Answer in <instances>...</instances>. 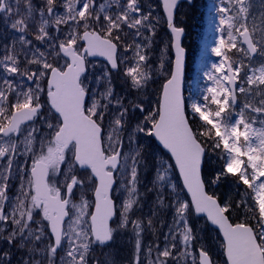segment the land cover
<instances>
[{
	"label": "snow or ice",
	"instance_id": "snow-or-ice-1",
	"mask_svg": "<svg viewBox=\"0 0 264 264\" xmlns=\"http://www.w3.org/2000/svg\"><path fill=\"white\" fill-rule=\"evenodd\" d=\"M177 4L162 0L175 59L166 42L153 66L161 18L141 0H0V18L14 33L0 49V241L9 245L0 264H11L13 247L25 253L20 264H101L91 253L122 231L134 240L129 264H217L193 226L201 214L222 235L223 264H264V63L246 66L230 55L264 56V0H226L218 9L226 36L211 51L219 63L188 104ZM90 56L106 60L99 75ZM154 76L165 77L158 105L133 123L145 107L129 96ZM141 134L170 153L183 188L168 160H149L154 154ZM208 152L218 153V169L206 167ZM150 165L153 178L142 193ZM229 179L239 200L209 194ZM147 193L154 200L145 212ZM241 211L245 218L232 223ZM146 233L153 238L147 245ZM103 264L113 260L105 254Z\"/></svg>",
	"mask_w": 264,
	"mask_h": 264
},
{
	"label": "rangeland",
	"instance_id": "rangeland-1",
	"mask_svg": "<svg viewBox=\"0 0 264 264\" xmlns=\"http://www.w3.org/2000/svg\"><path fill=\"white\" fill-rule=\"evenodd\" d=\"M207 4L205 7V12L203 16V24H202V30L200 33L201 40L199 41V47L195 55H189L186 58L187 67L185 69V81H184V98L186 104L190 103L189 98L192 99H198L200 98V93L204 91V89L211 84V82L207 79L205 73L211 72V65L213 63H219L218 57H216L211 49L215 46V42L218 39L220 35H225V33H221L218 30L219 25V15H218V9L221 6H227L226 0L225 3L222 4L221 0H204ZM181 12H184V9L181 10ZM155 14V13H154ZM160 32L161 31L160 29ZM164 46V43L159 42V50H158V57L160 56L161 48ZM238 47H240L238 43ZM170 49V48H169ZM233 60L237 61V63L245 64V62H248L249 56H245L244 53L238 52L237 50H233L232 53H230ZM258 62V65H255V62ZM264 63V56L257 53L255 55V58L250 62L247 63L248 65H254L259 66V64ZM246 70V69H245ZM122 74V73H121ZM115 86L120 89V93L123 94L125 85L123 83V80L119 74L115 75ZM154 90V89H153ZM130 100H139L143 102L145 107L144 114H140L139 112L135 113V120L133 123L136 122V120H142L145 115H147L149 112L154 111L157 105V98H155L154 94L146 89L145 91H142L140 93L132 92L129 96ZM244 102V98L240 97V105H242ZM238 110V109H237ZM45 111V110H44ZM47 112V109L45 113ZM191 113V112H190ZM141 142L147 146V151L150 154H154L149 156V160H153L155 158H161L159 155L156 154L155 150L152 148V146L149 144V141L151 140L150 137H146L143 134ZM147 174H153V169L151 165L148 169L145 170L144 174H142V178L144 180H152L151 178H145ZM227 186L224 187H215L211 189V194L218 195V192L221 194V202H223L224 199H227L229 196H231V192L229 191V183H226ZM150 186V185H149ZM144 186V187H149ZM231 186V185H230ZM210 191V189H208ZM145 192V191H144ZM143 193V192H142ZM79 198V193H77L76 199ZM151 198H154L153 193H147L145 200L143 201L145 205V212H147L148 207L153 203ZM89 199H92L91 192H89ZM120 203V202H118ZM137 214V213H136ZM136 216L134 215L133 218ZM170 221L171 214L169 213L167 217H165ZM119 217L115 219L112 226L115 227L116 223H118ZM193 225H197L195 228L203 229L204 221L198 219L193 221ZM157 226H159V222H157ZM129 228H131V225H129ZM166 230V229H165ZM149 233L145 234L144 242H149L151 239V236H149ZM163 237H161V240ZM133 244L134 240L131 237L130 231H122L121 233H118L115 237L112 243H110L108 246L104 247L103 249H100L99 247L95 248L93 252L91 253V256L98 258L101 261V264H103L105 259V254H107L112 260L113 264H129V262L132 259V251H133ZM217 246V245H216ZM122 247V249H120ZM9 245L5 241H0V251H8ZM12 252V260L11 264H20L21 257L25 255L22 251L17 250L15 247L11 248ZM124 253L126 255V260L123 262L119 259H116L115 257L118 256L119 253Z\"/></svg>",
	"mask_w": 264,
	"mask_h": 264
},
{
	"label": "trees",
	"instance_id": "trees-1",
	"mask_svg": "<svg viewBox=\"0 0 264 264\" xmlns=\"http://www.w3.org/2000/svg\"><path fill=\"white\" fill-rule=\"evenodd\" d=\"M141 4H142V6L146 12L150 8L153 16H159L161 18L160 23L157 25L156 35L154 37L153 45L151 48V59L149 61L151 64H153V66H155L159 62V57H158L159 42L161 41L162 44L163 43L165 44L167 42L170 46V38H169V35L165 29V22L162 18V15H161L160 5H159L158 0H141ZM206 4L207 3L204 0H194L193 3L189 6L188 5L180 6V8H178V10L176 12V16H175L176 24L178 26L183 27L185 30V37H184V41H183V46L186 50V57H188L189 55H195L197 50H198L199 41L201 40L200 33L202 30L203 16H204ZM182 9H184V12H181ZM259 10H260V5H259V3H257L256 6L253 8V13L258 14ZM160 29L163 32H160ZM129 55H131V53ZM168 57L171 60V53H170L169 48H168ZM254 58H248V62H245L244 65H248L247 63H250ZM254 64L258 65V62L256 61ZM169 67H170V65H169ZM186 67H187V63H185V69H186ZM122 72H123V68H121V73ZM115 75H116V73H113L114 82H115ZM164 79H165V77H163V76H160V77L154 76L153 81H150L148 86H147V89L150 90L154 94L155 98H158V95H159L160 89H161V85L164 82ZM93 86H95V85L93 84ZM115 88H116L117 93H120V89L116 86H115ZM120 94H122V93H120ZM188 117H189V120L191 122L192 121V115H191L190 111L188 112ZM199 123H200V121L197 118L196 121L194 122L193 126H195L196 124H199ZM149 144L155 150L157 155H159L161 158H163L165 160H168L171 163L168 156L154 144V141L152 139L149 141ZM205 160L207 162L206 167H211V168H215V169H218L222 163L219 160L218 153L217 154H213L211 152L206 153ZM172 175H173V182L180 186L174 168H173ZM151 176H153V174H147L145 176V178L148 179V178H151ZM141 179L143 181V184L141 185L140 190H141V192H144L146 190V187H144V189H143V185L149 186L151 184V181L144 180L142 177H141ZM226 183H229L231 185V186L228 185L229 191L231 192V197L234 200H239V198H240L239 194L237 192L235 185L232 183L231 179L221 182V184L219 186L220 187L227 186ZM240 191H243V186H241ZM210 192H211V189H210L209 193ZM114 195H115V193H114ZM218 196L221 197L220 192H218ZM121 199H123V197H121ZM151 200L153 201L154 198H151ZM118 202H120V200H117V203ZM134 215L137 216V215H139V213L134 214ZM250 215L251 214H249V216ZM117 217H118V215H117ZM244 218H245L244 213H243V211H241V213L239 215H236L232 219L231 222L232 223H238V222H241ZM200 220L204 221L202 218H200ZM251 222L254 223V221H251ZM193 226H194V228L197 227V225H193ZM197 229H199V228H197ZM198 235L200 237H202V241H200V242H202L210 250V254L213 256V259L217 261V264H223L224 259H223V255H222V250L220 248L221 239H220L219 235L217 234V232L215 230L209 228L207 226V224L204 222L203 229H199ZM149 236H151V235H149ZM151 239H153L152 236H151ZM144 243L147 245L148 242H144ZM120 249H122V247H120ZM115 258L118 260L120 259L123 262L124 260H126L125 252L119 253L118 256H116Z\"/></svg>",
	"mask_w": 264,
	"mask_h": 264
},
{
	"label": "water",
	"instance_id": "water-1",
	"mask_svg": "<svg viewBox=\"0 0 264 264\" xmlns=\"http://www.w3.org/2000/svg\"><path fill=\"white\" fill-rule=\"evenodd\" d=\"M159 2H160V5H161V12H162L163 17L165 19L166 29H167L168 33L170 34V36H171L170 30L167 27V18H166V14L164 13V9H163V6H162V0H159ZM182 2H185L187 4H191L193 2V0H178V4H177L176 8L174 9V16H175L176 9L179 6V3H182ZM183 36H184V31L182 32L181 38H180L181 46H182ZM171 39H172V37H171ZM170 47H171V44H170ZM243 47L246 48V45H244ZM171 51H172V55H173L172 61H174V59H175V50L172 47H171ZM249 56H251V55H249ZM89 58L100 59V60H103V61L106 62L105 58L104 57H101V56H90ZM184 62H185V53H184ZM183 80H184V72H183V77H182V82H181L182 94H183ZM161 91H162V87H161ZM161 91H160V93H161ZM159 97H160V95H159ZM152 138H153L155 144L157 145V147H159L161 150H163L168 155V157L170 158V153H168L167 150L164 149L163 146L159 144V142L155 139V137H152ZM170 160H171V162H172V164H173V166L175 168V162H174V160H172L171 158H170ZM175 171H176L177 176H178V179H179V181L181 183V187L183 188V181H182V178L180 177L179 170L175 168ZM184 193L187 196L188 200H190L191 199L190 194L187 193V190L186 189H184ZM201 217H203L205 219V221H206V217L203 214H201ZM206 223H207L208 226H210L211 228H213L214 230L217 231L218 235L220 236V238L222 240V235L219 233V229L218 228H215L214 226H212L210 224V222H207L206 221Z\"/></svg>",
	"mask_w": 264,
	"mask_h": 264
},
{
	"label": "flooded vegetation",
	"instance_id": "flooded-vegetation-1",
	"mask_svg": "<svg viewBox=\"0 0 264 264\" xmlns=\"http://www.w3.org/2000/svg\"><path fill=\"white\" fill-rule=\"evenodd\" d=\"M42 2V0H33V3L36 5H40ZM10 23V22H9ZM14 33L12 32V30L8 27H6V25L3 23L2 18H0V49L3 48V46L7 43H10L12 38H13ZM88 61L90 64H95L96 67L97 65H100V68L102 69L103 65H105L106 63L103 61H98V60H93V59H89ZM28 82L26 81L25 84H27ZM46 84V82H45ZM43 99L46 100V93L44 94ZM29 165L31 163V161L28 162ZM19 181L17 180L16 182V186H18ZM16 186L12 187L11 192L9 193L10 195H13L16 191Z\"/></svg>",
	"mask_w": 264,
	"mask_h": 264
}]
</instances>
